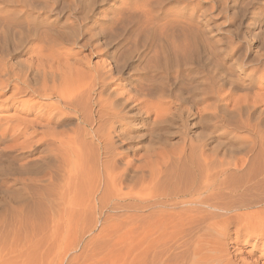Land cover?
<instances>
[{
	"label": "rangeland",
	"instance_id": "374dc122",
	"mask_svg": "<svg viewBox=\"0 0 264 264\" xmlns=\"http://www.w3.org/2000/svg\"><path fill=\"white\" fill-rule=\"evenodd\" d=\"M146 10L159 20L157 26L143 23ZM175 43L180 45L176 48ZM261 55L264 0H0V66L19 73L33 59L35 65L41 59L44 68L65 67L59 76L68 85L72 78L82 80L73 81L76 86L71 88L93 80L96 71L103 75L108 71L106 82L119 90L121 102L123 97L143 96L136 83L141 78L146 89L150 81L154 85L146 90L151 103L145 117L151 108V118L146 122L145 152L135 156L131 143L114 139L117 152L126 155L112 165L118 172L127 168L120 193L105 190L93 174L104 155L74 110L56 109L55 99L27 94L11 102L12 90L0 93V264H187L192 259L209 264L212 257L228 264H264V166L241 163L244 167L236 172L228 162L245 144L239 137L249 135L238 128V115L232 112L236 98L246 90L264 93L250 86L247 76L258 67ZM94 98L90 92L82 100L93 116L98 111ZM175 100L178 106L184 104L180 118L174 125L154 127L153 109L160 112L162 105ZM202 111L210 116L207 120ZM98 119L93 128L103 127L105 134L107 121ZM140 126L136 121L132 128ZM176 130L180 133L164 146V135ZM151 131L153 141H148ZM183 132L196 145L197 162L203 160L200 146L208 142L211 161H223L225 169L230 168L227 181L219 182L217 192L223 199L209 201L237 207L242 201L254 204L250 210L219 213V220L224 216L230 225L222 222L212 230L215 212L176 200L186 188L174 180L151 186L150 170L158 169L179 148L178 135ZM170 143L172 148L166 147ZM76 146L85 155V173L72 191L60 171L70 161L66 152ZM144 166L142 174L139 168ZM214 168L218 171L220 166ZM186 172L182 186L192 177ZM94 195L93 206L85 208ZM237 213L241 216L230 221Z\"/></svg>",
	"mask_w": 264,
	"mask_h": 264
},
{
	"label": "bare ground",
	"instance_id": "6f19581e",
	"mask_svg": "<svg viewBox=\"0 0 264 264\" xmlns=\"http://www.w3.org/2000/svg\"><path fill=\"white\" fill-rule=\"evenodd\" d=\"M150 12H151L150 10H146V15H144V21L145 22H143V23L146 24V23L149 22V23H151L153 25H156L159 22V20L154 18L153 17L154 15H152V13H150ZM146 16H148L147 17V22H146ZM146 25H144V26L139 25V26H141L142 28H146ZM153 29H151V30H153ZM136 31H137V33H139L138 32V28H137ZM154 31H155V29H154ZM141 33H142V31H141ZM137 36H138V34H137ZM142 36H145V35H143V33H142ZM138 37H140V36H138ZM177 37H178V35H177ZM143 38H145V37H143ZM145 42H146V40H145ZM170 45H171V43H170ZM176 45H180V44L175 43L174 47ZM176 48H177V46H176ZM191 48H192V46H191ZM173 49L175 50V48H173ZM40 54L43 55L42 53H40ZM126 54H128V53H126ZM128 55H131V54H128ZM257 60H258L257 63L259 62L258 63V67L255 68L257 66L256 65L254 67L255 69H253L249 73L250 75H247V76L250 78V81H249L250 84L249 85L250 86L255 85L258 90L262 91V90H264V55H261ZM32 61H30L29 65H28L27 69H25V71L23 69V71H20L19 73H17L15 71V69L13 70V69L9 68V66H7L6 64H1V66H0V93L3 92V91L12 90V94H10V96L8 98L9 101H11V102L12 101H16L18 99L21 100V98H24L27 94H29V95L32 94V95L38 97L40 100H54L55 99L58 102L57 103L58 104L57 107H55L56 109L60 110V109L63 108V109L72 110V111L74 110L75 113L78 116V119L82 123V125L85 128H90V135H92V142L97 144L98 151H101L102 155H104L103 160H100V164H99L100 165V169H98L97 171L93 170V171H95L93 174L97 175L96 177H97L98 181L102 183V186L105 187V190H114L116 193L117 192H119V193L122 192V185H123L122 181L124 179L125 172H126L127 168L123 172H118L116 170V168L112 167V165L115 164L116 162L118 163V158H125L126 155L124 153H118L117 152L119 150H117L118 148H116V142L114 141V139L117 137V138H119V139H121V140H123V141H125L127 143H131L133 145V152H134L135 156L137 154H139L140 152L142 153V151L145 152L146 147H144L143 144L146 143V130H147L146 129V122L150 121V118H151L150 117V113H149V112H151V108H149V110H148L149 112H147V116L149 115L148 116L149 118L146 119V117H145L146 116V107L147 106L149 107V105L151 103L146 98V94H147L148 97L151 98V96H149L150 94L148 95L149 92L146 93V90L148 91L149 87H151L150 85L151 84L153 85V83H151V81H150V85L148 83L149 87H148V89H146V87H145L146 85L144 86V83H143L144 81L142 80V78H141V80H138V81L136 80L137 81L136 83L140 84V87L138 88L139 89L138 91L139 92L144 91V92H142L143 96H140V95L138 96L137 95V96H133L134 98L133 97L132 98L123 97V98H125V99H123L124 102H121L120 101L121 100L120 99L121 93H119V90L118 89H113L112 85L110 84V82H106V81H108V77H109V74H110V72H108V71H107L108 73L106 72V74H104V75L101 72L96 71L93 80L91 79L88 83L85 81V82L79 84L80 86L78 88L77 87L76 88H73V87L71 88L73 83L75 85V82H73V81H76V83H80V82H82V80L79 79L80 81H78L76 77H75L74 80L72 78V80L70 82L71 85H68V82L67 83L65 82V81H68V80L64 81L62 79V77L59 76V75H61V74H59V70H64L65 67L63 69H59V70L57 68H54V69H53V67L51 68L50 67L51 65L49 66L50 68H46V67L44 68V67H42L43 64H40L38 59H37V61H38L37 65H35V63H32ZM41 63H42V61H41ZM257 63H255V64H257ZM48 65L49 64H47L46 66H48ZM60 67L58 66V68H60ZM167 69H164V70H167ZM120 70H121L120 71V73H121L122 69H120ZM71 72H70V75L72 74L73 77H74V74L71 73ZM157 72H160V71H157ZM257 73H259L260 75L257 76ZM144 74H146V73H144ZM72 75H71V77H72ZM67 79H69V78H67ZM109 81H112V80H109ZM162 84H163V82H162ZM63 85H65V86H63ZM66 85H68V87H66ZM233 85H235V84H233ZM235 86H237V85H235ZM153 87H154V85H153ZM248 88L249 87H247L245 89H248ZM203 89H204V87H203ZM152 90L150 91L151 93H153ZM208 90H210V89H208ZM231 90H232V88H231ZM159 91H160V89H159ZM90 92H94L96 94V98H94V99H96L95 100L96 101V105L98 106V108H96V109H98V111H97V113H95V116H93V114H92L93 112L88 110V108H87L88 107V102H87V106L82 104V100L84 98H86V95H88ZM156 92H157V90H156ZM171 92H172V90H171ZM206 92H208V91H206ZM252 92H254V91H252ZM104 93H106V94L108 93V96H107L106 99L104 98L106 96V94L104 95ZM164 93H165V90H164ZM262 93H263V91H262ZM140 97H142V98H140ZM152 97H153V95H152ZM252 97H253L254 100L250 104V101H252V99H251ZM182 100H184V99H182ZM175 101L176 102H171V101H169V103L166 102L167 105H164V106L162 105V107L164 109L162 111H160V112H159L158 109H153L154 112H153V115H152V113H151V115L155 116L154 114H156V116L154 118V121L152 123L154 125V127L155 126H160L162 124H167L168 125V123L174 125V123H176L177 119L180 118V115H179L178 111H181V107H184L183 106L184 104H182V106H178L179 105L178 104L179 101L178 102H177V100H175ZM85 102H86V100H85ZM155 103H157V102H155ZM134 104H136V105H134ZM234 104L235 105L232 106L233 107L232 108L233 109L232 112H234V113H236L238 115V128L241 129V131L245 130V131L249 132V135L240 136L239 137L240 139H242L240 141L241 142L243 141L245 144H242V147L240 149L238 148L240 150L239 151L240 153L238 155L230 156L231 159H228V162H229L230 165L236 167V169H235L236 172L238 170L239 171L242 170L241 169L242 167H244V166L247 167L251 163H252L253 167L254 166H261V165L264 166V107H263L264 106V93L261 94V95H260V93H259V95H258V93L252 95L250 90L249 91L246 90L245 92H243L242 96L240 95V97L236 98V101H235ZM259 104L263 105V106L261 105L263 109L259 108ZM208 105H210V104H208ZM165 106H167V107H165ZM202 110L204 111V109H202ZM203 111H202V113H203ZM206 112H208V111H206ZM131 115H133L135 118H133V116H131ZM187 115H185V116H187ZM201 115L206 120H207L208 117H210L207 113H203ZM202 116H201V118H202ZM229 116H230V114H229ZM187 117H189V115ZM97 118H99L98 120H100L102 122L107 121L106 124L109 127H108L107 131L105 132V134H102L104 132L103 129H102L103 127L102 128L100 127L98 129H96V127L93 128L94 127V122H96ZM136 121L141 123V126L138 129H135V127H133L134 128V130H133L132 126L134 125V123ZM184 121H185V118H184ZM210 122H211V120H210ZM130 125H132V126H130ZM135 125H137V124H135ZM184 125H185V122H184ZM95 126H97V125H95ZM149 126L152 127V125H149ZM81 127L82 126H80V128ZM211 127H209V128H211ZM177 130L175 132L167 133L166 136L164 135L165 141L162 140V141H164V143H163L164 146H165V143L168 141V139L170 137L173 138L175 133L176 134L180 133ZM236 130H238V129H236ZM147 131H149V130H147ZM184 131H186V129ZM149 134H150V136L152 138L150 137V140H148V139L147 140L148 141H153L154 132L151 131V132H149ZM203 134H202V136H206L205 134L204 135ZM178 136H179V140L178 141H179V144H180L179 148H177L175 150L174 147H173L175 152L171 155V157L168 156V159L166 161H164L162 164H159V168L158 169L155 168V169L150 170V175H151L150 176V184H151V186H154V187L158 188V187H161L162 184H165L167 182H170L171 180H174L177 185H179L180 187L186 188L185 193L179 194V196L176 197V200H181V202L186 204V205H198V206L199 205L200 206L204 205V207L207 206L208 210L214 211L215 213L212 214V216H213L212 219L214 221V225L212 227V230L213 229L215 230L218 226H220V224L222 222L227 224V225H230V222L227 221L229 219L228 218H224V216H222V220H219V213H221V212H232L233 210H238V211L241 210L242 211V209H244V208L250 210L249 207H252L253 203L252 204H250L248 202L245 203V201H242V202L239 201L240 202V204H239L240 206H238V207L230 205V204H224V203L223 204H212L209 201L211 198L212 199H216V200L223 199L222 195L218 194V192H217V191L220 190V186H221L219 184V182L220 181H224V182L227 181V174L230 172V168L225 169V166H226L227 163H224L223 161H220V163H216V160L211 161V159L209 158V155H207V151H209V150L206 149L207 146H208L207 145L208 142H206L205 145L203 144V145L200 146V147H202V150H203V151H201V153H202L201 157H203V160L201 162H197L196 158H195V155H196L195 146L196 145L193 144V140L190 139L187 134L185 135L184 132L179 134ZM205 139H207V138H205ZM205 141H207V140H205ZM75 142H76V144H78L77 140H75ZM71 143H72V141H69L66 144V146H69ZM176 143H178V142H176ZM170 144L168 146H166V147H170L171 146V148H172V145H174V144H171V145ZM92 145H94V144H92ZM166 145H167V143H166ZM156 146H154V147H156ZM76 148H77V150L70 149L68 152H66L67 156L70 158V161H69L68 165L66 166V164H65L64 169L60 171V174H61L62 178L65 179V181H67L68 188H70L72 191L74 190V188H75V186L77 184V180L76 179L78 177H80L81 174L85 173L84 170H83V168H84L83 167V165H84L83 161L85 160V155L83 154L81 147L78 148L76 146ZM162 150L163 149H160L161 153H162ZM169 150H170V148H169ZM146 153H148V152L146 151ZM253 154H256V155L254 156V158L251 159V155H253ZM146 155L147 154H145V156ZM211 155H213V154H211ZM215 156H217V155H215ZM148 157H150V155ZM61 159H63V157ZM213 159H214V156H213ZM128 163H130V162H128ZM241 163H243L244 166H242ZM217 164L220 166L218 171H216L215 168H214ZM144 168H146V166H144L142 168H139V169H141L140 171H141L142 174L144 172H146V170L144 171ZM254 168H256V167H254ZM128 170H129V168H128ZM254 170H256V169H254ZM140 171H138V173ZM182 172H184V173L186 172L187 174L190 173L192 175V177H190V180L188 179L189 182H187V184H185L184 186H182L183 184L181 183V181H182V179H181ZM257 172H259V170ZM213 174H215V175H213ZM51 175H52V173H51ZM198 178H199V180H198ZM179 179H180V181L177 182ZM100 188H101V186H100ZM96 191H95V193H96ZM188 191H191V192L188 193ZM105 194H107V193H105ZM92 197H93L92 200H90L88 204L84 205L85 208L93 206L92 202H93V200L95 201V195L92 196ZM186 205H183V206L186 207ZM168 206H170V205H168ZM262 211H264V209ZM188 216H189V214H188ZM240 216L241 215L237 213V214L233 215V217L231 218L233 220H230V221H234V220L238 219ZM174 264H177V263H174ZM187 264H199V259H196V260L192 259ZM209 264H228V263H227V260H222L221 258H218V257H212Z\"/></svg>",
	"mask_w": 264,
	"mask_h": 264
}]
</instances>
